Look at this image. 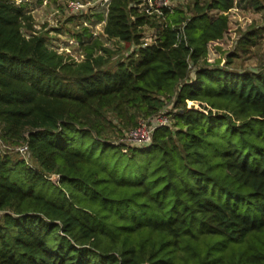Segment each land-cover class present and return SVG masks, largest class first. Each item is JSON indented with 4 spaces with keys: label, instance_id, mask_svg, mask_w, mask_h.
<instances>
[{
    "label": "trees",
    "instance_id": "trees-1",
    "mask_svg": "<svg viewBox=\"0 0 264 264\" xmlns=\"http://www.w3.org/2000/svg\"><path fill=\"white\" fill-rule=\"evenodd\" d=\"M132 1L98 12L106 40L138 46L107 68L116 50L87 28L75 61L0 0V137L30 158L0 150V264H264V70L205 63L235 0L162 7L160 22ZM166 100L172 124L150 143L110 140Z\"/></svg>",
    "mask_w": 264,
    "mask_h": 264
},
{
    "label": "rangeland",
    "instance_id": "rangeland-1",
    "mask_svg": "<svg viewBox=\"0 0 264 264\" xmlns=\"http://www.w3.org/2000/svg\"><path fill=\"white\" fill-rule=\"evenodd\" d=\"M17 5L24 4L27 13L32 15V25L37 33L42 34L48 46L54 48L58 53L71 57L75 61L83 59V45L80 44L78 36H84L83 29L91 31L93 37H99L104 46H110L114 53L107 68H113L119 60H128L138 49L134 44H117L106 40L103 33V22L98 20V12L105 6V0H12ZM133 0L132 6H141L139 11L148 16H154L156 22L162 21L160 6L157 0ZM194 0H167L168 4L174 8L178 7L187 10L191 9ZM203 1V0H200ZM159 9V12L156 11ZM148 10V11H147ZM189 14V13H187ZM89 18L90 20L86 19ZM229 25L223 38L218 41L208 43L206 62L217 64L228 70L242 71H263L264 70V0H235L234 7L228 11ZM256 30L257 36L254 44H245L246 34ZM143 44L151 43L155 38V28L151 25L143 27ZM85 39V38H83ZM119 47V49H116ZM229 54H233L229 57ZM199 64H204L201 60ZM188 107L199 108V104L187 101ZM174 108L172 102L166 100L164 107L152 117L138 119L134 128L126 129L120 126L121 133H111L110 140L115 143L141 144L146 131L142 130L140 135L134 134L138 131L141 122L152 123L156 118L166 119L168 125L172 124L170 112ZM155 117V118H154ZM153 118V119H152ZM117 125L118 121H113ZM119 126V125H117ZM135 130V131H134ZM117 132V131H116ZM1 133V132H0ZM20 145L9 144L0 137V150L9 153L13 157L22 156L16 151ZM97 154L102 159L107 158V165H111V151L107 150L102 155L103 146L96 144ZM147 153V152H145ZM145 154V158H146ZM25 156V155H24ZM144 157V156H143ZM25 158L30 159L28 155ZM123 158V157H121ZM55 178V176H52ZM2 213L0 212V215Z\"/></svg>",
    "mask_w": 264,
    "mask_h": 264
},
{
    "label": "built area",
    "instance_id": "built-area-1",
    "mask_svg": "<svg viewBox=\"0 0 264 264\" xmlns=\"http://www.w3.org/2000/svg\"><path fill=\"white\" fill-rule=\"evenodd\" d=\"M110 0H105V6L106 7V4L109 2ZM156 1V0H154ZM158 2L161 3V6H160V9L162 7H166L168 9L171 8V6L168 4L167 0H157ZM148 11V10H147ZM157 12H159V9H156ZM155 118V117H154ZM153 119V118H152ZM151 121L152 123H147V122H141L139 127H138V131L134 132V134H138L140 135L141 131L142 130H145V127H146V131L143 132L144 133V140L140 141L141 144H147V143H150L151 142V136H152V132H153V129L158 126V125H165L167 124V120L166 119H162V118H156L155 121L153 120H148V122ZM135 131V130H134ZM16 151L21 153V155L23 157H25L26 155H28V146L26 143H22L20 144V146H18L16 148ZM25 155V156H24Z\"/></svg>",
    "mask_w": 264,
    "mask_h": 264
}]
</instances>
